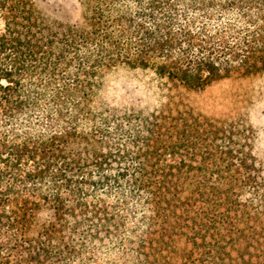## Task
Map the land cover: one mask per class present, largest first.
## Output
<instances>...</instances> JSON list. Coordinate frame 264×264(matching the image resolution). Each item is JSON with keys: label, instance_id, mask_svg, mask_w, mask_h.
Here are the masks:
<instances>
[{"label": "trees", "instance_id": "16d2710c", "mask_svg": "<svg viewBox=\"0 0 264 264\" xmlns=\"http://www.w3.org/2000/svg\"><path fill=\"white\" fill-rule=\"evenodd\" d=\"M0 0V264H264V161L173 91L264 73V0ZM152 71L157 106L102 97Z\"/></svg>", "mask_w": 264, "mask_h": 264}, {"label": "rangeland", "instance_id": "374dc122", "mask_svg": "<svg viewBox=\"0 0 264 264\" xmlns=\"http://www.w3.org/2000/svg\"><path fill=\"white\" fill-rule=\"evenodd\" d=\"M45 17L63 23L80 22L83 0H37ZM102 97L115 105L151 107L165 101L167 85L152 71L127 66L105 75ZM198 112L212 117L243 120L255 133V147L264 161V73L215 81L205 88L173 91Z\"/></svg>", "mask_w": 264, "mask_h": 264}]
</instances>
